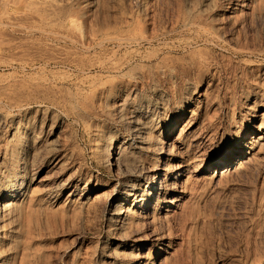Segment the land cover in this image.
Instances as JSON below:
<instances>
[{"label":"rangeland","instance_id":"1","mask_svg":"<svg viewBox=\"0 0 264 264\" xmlns=\"http://www.w3.org/2000/svg\"><path fill=\"white\" fill-rule=\"evenodd\" d=\"M52 4L75 9L77 26L44 14ZM71 32L87 37L89 53ZM113 52L160 62L135 68L115 99L95 95L113 78L69 61L91 65ZM140 98L157 125L180 121L168 139L151 133L163 154L149 169L182 172L161 204L183 201L119 231L109 199L128 178L91 151L133 135L137 122L116 119L122 100ZM0 118V147L15 133L31 150L38 199L16 264H264V0H0ZM234 146L245 154L211 166Z\"/></svg>","mask_w":264,"mask_h":264},{"label":"bare ground","instance_id":"2","mask_svg":"<svg viewBox=\"0 0 264 264\" xmlns=\"http://www.w3.org/2000/svg\"><path fill=\"white\" fill-rule=\"evenodd\" d=\"M48 6L50 9L45 10L44 14L59 15L65 21V25L70 23L72 27L77 26L75 20L79 14L70 5L52 4ZM249 7L250 5L245 3L240 6V9L245 11ZM64 27L67 30L70 29L68 25ZM66 36L73 43H80L84 47L85 52L89 53V49L86 47L88 42L86 36L79 38L76 33L72 32L66 34ZM104 41L122 45L126 43L127 39L105 33ZM76 59L77 57L73 56V59L69 61V65L74 66L79 72L85 74L87 71L97 70L101 77L113 78L90 91L95 95L106 93L108 97L114 99L125 81L135 73V68L144 63L147 66H157L160 62L158 54L138 59L133 54L119 58L118 52H113L103 60L91 65H86L81 60ZM136 61H139V63L135 64ZM199 65L202 67L204 63L200 62ZM14 91L16 90L12 86L6 95H10ZM122 101L119 105V116L116 121L125 123L127 121L125 118L128 117L129 121L137 122L138 126H136L133 135L122 141H119L117 137L108 140L106 143L100 140L91 151L93 155H97L101 159L105 167L116 171L122 177L128 178L125 185L118 187L114 191V195L109 199V206L112 208L116 222L115 229L119 231L145 222L149 216H152V211L154 213L158 212V214H169L175 208H178L183 201L182 195L167 201L166 204L161 203H165L168 197L178 192L179 183L185 177L180 172L169 179V177H166L167 175L161 174L167 172V169H149V166L151 167L150 163L152 165L160 164L159 159L161 157L159 156L163 154V142L152 136L151 133L155 132V130H164V134L163 131L161 133L162 137L168 139L180 121L176 119L167 125H157L144 111L145 99L140 98L138 101L127 99ZM11 104L14 105L15 103ZM256 118L253 117L252 120ZM7 119L0 118V123H6ZM257 129L262 130L260 127ZM36 139L33 141L34 146L38 145L39 138ZM258 139L264 140V136L261 135ZM116 142H120V144L117 146ZM159 146L160 150L157 151ZM235 154L236 156H241L245 154V151L234 146L233 151L228 153L223 159L216 160L211 166L221 167L230 162ZM31 160L32 156L29 146H26L25 142L20 137H17L15 133L4 147H0V264H16L15 261L17 260L20 245L33 234L37 212L35 207L38 204V199L36 193L31 191ZM201 172V170L195 171L196 174ZM168 179L171 180V185H167ZM167 186L170 188L168 187V191H165ZM108 197L106 192H100L96 195L98 200L108 199ZM89 200L88 198L84 203H89ZM153 218L156 219L155 216Z\"/></svg>","mask_w":264,"mask_h":264}]
</instances>
